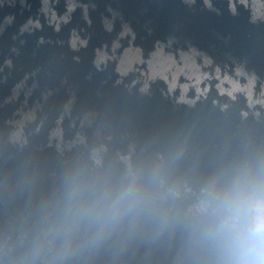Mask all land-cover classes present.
I'll return each instance as SVG.
<instances>
[{"label":"clouds","instance_id":"9594fccd","mask_svg":"<svg viewBox=\"0 0 264 264\" xmlns=\"http://www.w3.org/2000/svg\"><path fill=\"white\" fill-rule=\"evenodd\" d=\"M81 191L70 182V204ZM140 197L136 183H126L109 194L110 208L126 209ZM197 211L198 240L209 264H264V158L210 179L201 189Z\"/></svg>","mask_w":264,"mask_h":264}]
</instances>
